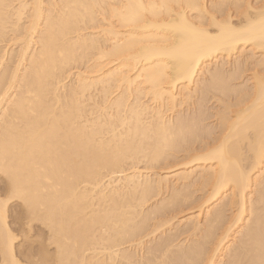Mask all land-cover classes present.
I'll list each match as a JSON object with an SVG mask.
<instances>
[{
  "label": "bare ground",
  "instance_id": "obj_1",
  "mask_svg": "<svg viewBox=\"0 0 264 264\" xmlns=\"http://www.w3.org/2000/svg\"><path fill=\"white\" fill-rule=\"evenodd\" d=\"M254 1L0 0L17 6L10 14L0 8V91L24 98L23 111L0 104V144L6 127L35 139L41 183L50 178L48 195L69 220L76 217L81 259L87 252L89 261L110 262L118 248L124 261L258 264V218L249 231L253 201L259 206L264 189L258 152L240 138L225 159L207 158L221 130L227 132L228 117L257 99L264 26L247 7L260 3ZM231 8L241 16L235 22ZM50 12L57 13L52 28ZM246 50V62L239 60ZM193 57L198 71L186 80ZM242 66L253 70L250 88L232 84ZM209 91L222 105L214 126L203 125V112L184 114ZM246 119L258 137V104ZM192 121L200 123L196 134L165 138V129ZM57 153L74 180L58 174ZM236 164L247 172L242 182ZM164 192L168 197L153 206ZM164 227L168 233L156 239Z\"/></svg>",
  "mask_w": 264,
  "mask_h": 264
},
{
  "label": "snow or ice",
  "instance_id": "obj_2",
  "mask_svg": "<svg viewBox=\"0 0 264 264\" xmlns=\"http://www.w3.org/2000/svg\"><path fill=\"white\" fill-rule=\"evenodd\" d=\"M17 7L11 4H0L6 13ZM28 7L39 8V5ZM60 9L61 5H53ZM67 7H84L69 5ZM92 7H108L96 5ZM131 7L145 8L155 6L136 5ZM163 7V6H162ZM238 7H243L242 5ZM248 9L257 12L260 24L264 26V0L259 4L247 5ZM56 12L49 13L48 24L52 28L56 22ZM87 22V18H83ZM145 22H147L145 20ZM211 51V49L209 50ZM199 57H193L185 69V79L188 80L198 71ZM259 77V89L257 99L252 104H245V111L236 114V118L228 117L230 123L227 132L222 131L219 139L208 157L210 159L223 160L228 157L234 147V141L245 138L253 151H257L264 171V66L261 67ZM238 75V74H237ZM211 96V92H208ZM247 100V97H245ZM245 101H241L244 103ZM0 104H8L9 111H23L24 98L22 95L12 97L0 91ZM259 105L260 128L258 137L254 135L256 129L246 119L248 113ZM200 129L198 121H192L185 125L181 123L176 128H167L164 131L165 138L172 141L187 138L196 134ZM38 145L34 138H21L11 133L6 127L2 144H0V264H101V261H89L87 252L85 258L80 257V239L73 235V222L68 219L66 210L48 195L52 183L48 177H43L45 183H41V173L45 169L36 160ZM60 161L58 174L61 178L74 180L75 176L67 169L66 160L57 153ZM239 174V181L246 179L247 172L242 164L235 165ZM259 219L261 258L258 264H264V189L261 192L259 206L255 200L252 205V215L249 218V231L251 232ZM108 242L105 241V244ZM111 251L117 257L112 261L105 260L103 264H178L168 260H121L119 249ZM186 264V262H184ZM229 264H257V261L233 259Z\"/></svg>",
  "mask_w": 264,
  "mask_h": 264
},
{
  "label": "rangeland",
  "instance_id": "obj_3",
  "mask_svg": "<svg viewBox=\"0 0 264 264\" xmlns=\"http://www.w3.org/2000/svg\"><path fill=\"white\" fill-rule=\"evenodd\" d=\"M251 1H253L252 3H255V1L254 0H251ZM257 3H259V2H257ZM222 9H223V7H222ZM224 9H225V7H224ZM232 12V13H231ZM230 13H231V16L233 17L232 18V21L233 22H235V21H237L238 19H240L241 18V16L238 14V13H236L235 11H234V9H232L231 8V10H230ZM235 14V15H234ZM239 17V18H238ZM249 54V50H246V53L245 52H243L241 55H239V60H241V61H245L246 62V56ZM238 55V54H237ZM236 55V57H238ZM235 56L234 57H231L230 58V62H229V64H230V68L228 67L227 68V71L228 72H232L233 70H234V59L236 58ZM256 57L257 58H260V55H259V53L256 55ZM220 60H221V58L219 59V57H218V59H217V62H220ZM244 65V64H243ZM245 67L244 66H242L241 67V71L242 72H240V74H239V78H237V80H234V82L232 83L234 86H240V85H244V86H247L248 88H250L251 87V85H250V83H251V75L253 74V70L251 71V70H249L248 68V70H246L245 71V69H244ZM245 71V72H244ZM250 71V72H249ZM236 82V83H235ZM199 92H201V90H199ZM203 95V94H202ZM202 95H201V93H199L198 95H196L195 97H194V100H193V104H191L190 105V107L187 109V110H184V114L186 115H195V114H197L199 111L200 112H203L204 114H205V117H206V120L205 121H203V125L204 126H214V125H216L217 124V120H218V117H213V115L216 113V112H218V111H220V110H222V105H219L220 103H218L215 99H214V95H213V93L211 92V96L209 97L208 96V93H206L205 94V96H204V99H203V101L202 100H200V99H202V98H200V97H202ZM199 98V99H198ZM234 100V99H233ZM199 101H201V102H199ZM232 102H234V101H232ZM198 103L200 104V103H202L201 105H198ZM196 105V106H195ZM193 107V108H192ZM218 109V110H217ZM231 110H232V108H231ZM183 113V112H182ZM196 171V170H195ZM162 172V171H161ZM194 189L195 188H192V187H190V189H188V191L189 192H193L194 191ZM197 189V188H196ZM165 194L164 195H162V196H160L158 199L156 198V200H154V201H152V205L154 206V205H156L157 203H159L162 199H165V198H167L168 197V192H164ZM201 194V192H197V193H195L194 194V197H198L199 195ZM187 203H189V202H187ZM187 203H185V204H187ZM189 207L190 206H188V209H189ZM187 209V206H186V208L184 209V210H186L183 214H181V216L182 217H184L185 216V218H187L186 217V215L188 214V213H190V210H188ZM187 213V214H186ZM180 217V216H179ZM168 233V229H167V227H164V228H162L160 231H159V233L157 234V237H156V239L158 238H160V237H162V236H164V235H166ZM184 236V237H183ZM183 236H181V238H180V240L181 239H185V235H183ZM183 237V238H182ZM196 239H198L197 237H195ZM194 237L192 238V239H195ZM152 239V238H151ZM156 239H155V241H156ZM186 239H189V237L188 238H186ZM153 241V240H152ZM151 241V242H152ZM155 241H153L152 242V244L155 242Z\"/></svg>",
  "mask_w": 264,
  "mask_h": 264
}]
</instances>
